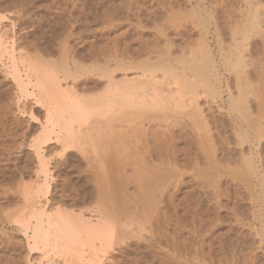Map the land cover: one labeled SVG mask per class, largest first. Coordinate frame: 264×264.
Listing matches in <instances>:
<instances>
[{
	"label": "bare ground",
	"instance_id": "6f19581e",
	"mask_svg": "<svg viewBox=\"0 0 264 264\" xmlns=\"http://www.w3.org/2000/svg\"><path fill=\"white\" fill-rule=\"evenodd\" d=\"M186 1L190 4L187 15L195 17L201 28L197 46H189L187 55L184 47L179 49L178 55H170L167 51L171 40L168 38L165 41L167 51L158 52L152 60L147 54L142 59L126 61L123 57H115L118 54L112 51L107 55L109 59L97 61L98 64L95 59L101 56L96 53L95 58L96 55L91 53L94 46H88L92 55L89 51L85 53L92 60L85 65L79 59H84L87 54L67 50L61 39L56 40L58 58H52L55 54L52 48L56 45L50 44V38L53 35V39H59L53 29L48 32L49 37L39 32L32 38L25 31L16 37L8 33L6 36L4 30L0 32L1 69L12 78L10 86L12 84L17 99L13 100L9 93L12 89L8 86L1 89L0 94L7 95L6 101L12 98L15 103L12 104L25 114L21 117L25 124L18 131L20 155H13L15 161L2 150L6 154H0L3 155L2 162H6L3 166L12 168L0 170L3 173L8 169L11 174L16 171L19 178L22 208L15 212L25 210L17 213V218L12 216L13 223L17 224L16 231L25 237L28 250L39 251L34 257L38 259L36 262L54 253L66 256L73 264H105L102 254L111 243L119 244L127 236L142 238L143 230L150 235L152 221L158 228L159 223L166 221L156 220L168 204H173L172 198L183 184L181 166L186 163H193L194 177L199 179L198 185L202 183L200 186L207 183L206 187H218L224 172L249 192L258 185L263 195L260 204L263 214L257 234L264 238V66L252 58L256 51L252 47L256 46L252 36L260 37L258 40L264 45V4L262 0H243L244 8L237 10L240 18H235L232 27L229 25L231 49L224 51L216 39L217 61L207 40L214 18L213 10L210 11L211 1L208 4L196 0L194 5L191 0ZM216 22L214 18L212 27L218 34ZM64 24L60 28L65 29ZM188 38L189 34L182 32L183 43H188ZM152 52L145 51L144 54ZM114 53L117 55L112 56ZM221 68L234 74V90L230 89L226 79L224 81ZM81 72H88L90 76L79 78ZM223 92L225 97L221 95ZM31 100L38 105L40 114L28 106ZM2 102L0 100L1 105ZM171 113L186 117L175 122L180 126L175 133L168 127L154 132V128L150 130L143 124L144 120H167ZM231 136L237 139L235 145L239 148L229 145L234 144L229 141ZM226 139L227 145L219 146ZM179 143H183L184 148H178ZM76 147L81 153L78 156L71 150ZM74 168L83 174L67 181L62 177L61 182L56 179L64 173L75 175ZM29 176L32 180L26 182L24 178ZM69 187L72 193L67 194L66 199H59V193V198L53 194L49 196L52 189L55 194ZM5 192L2 193L6 195ZM211 194L217 195V192ZM86 209L88 216L84 213ZM6 212L5 216L9 214ZM164 215L162 217L166 219ZM219 244L220 251H224L227 246L222 248L221 242ZM86 248L87 256L84 254ZM52 258L42 263L53 264L56 259L53 261ZM83 258L85 262H82Z\"/></svg>",
	"mask_w": 264,
	"mask_h": 264
},
{
	"label": "rangeland",
	"instance_id": "374dc122",
	"mask_svg": "<svg viewBox=\"0 0 264 264\" xmlns=\"http://www.w3.org/2000/svg\"><path fill=\"white\" fill-rule=\"evenodd\" d=\"M203 1L209 4V0ZM210 1V11L213 10L212 13L217 21L216 23L219 27V32L218 34H216L213 31L212 26L214 24V18L211 19V23L209 26L210 30L207 34V40L209 41L210 48L214 53L215 60L218 61L217 50L219 48H217L216 39L219 41V46L224 51L231 49L232 40L229 36V27H232L231 24H233L235 18H240L237 10L239 7L244 8L245 3L243 0ZM237 1L239 3H237ZM175 2L174 0H0V16H2V19L0 18V32L4 30L6 32V36L10 34L11 36L16 37L18 33L22 34L25 31L27 36L29 35V38H32L33 35L36 36L35 34L39 32L41 33V35L43 33V35L47 34L44 36L49 37L51 34H49L48 32L51 33L50 30L53 29L55 34L53 32L52 33L56 36L57 34L58 36H60H57V38L59 39H53L55 38L53 37V35L52 38H50V44L56 45L52 48L55 52L52 58L55 57V59L58 58L57 50L59 48L56 40H58L59 42L61 39L62 43L65 44L63 46H65L67 50H77L80 51V53L84 52L83 54H87L85 53L86 51H89L90 53V51L93 49L91 52L92 54L96 55L97 53L98 57H102H99V60V58H97V55H93L95 58H97L95 59V62L98 64L104 59H109L107 55L112 54L114 51L118 54V56H115L116 53H114V55L112 56H115L117 58L123 57V60L126 61L131 59L139 60L144 58L147 54L151 55L150 60H152L155 58V55H157L158 52L167 51L165 47V41L168 40V38H170L171 41H169L170 47L167 52L172 56L178 55L180 48L184 47L183 49L189 50V46L193 48L197 46L198 33L200 32L201 28L197 24L198 22L196 21L195 17L194 19L193 17H191L192 15H187L188 13L186 12V10L190 8V4H188L186 0H177L178 5ZM191 2L194 5L196 0H191ZM235 2L238 4V6ZM262 4H264V0H262ZM63 8H66V10H64ZM57 11L59 13H57ZM22 13L24 16L22 15ZM227 14L230 16L228 20ZM47 18L51 20V22ZM21 19H23V21ZM10 24L12 26H10ZM62 24L65 25V29L62 28ZM5 26H7V28ZM45 26H47L48 29H46ZM50 26L51 29H49ZM60 26L62 27L60 28ZM35 27L39 28L40 30L36 29ZM44 28L45 31H42ZM55 28H57L58 31H60V28L61 32H57ZM17 29H19L20 31ZM178 31H181L179 32L180 34L178 33ZM182 32H187L189 34L190 39L188 38L186 40L188 43H183V40L181 39ZM252 37L256 40V48L254 47V45L252 46L253 50L256 49V51L254 50V52L252 53V58L254 60L256 59L258 62L261 61L262 65L264 66V45L261 43V40H258L261 39L260 37H257L256 35ZM72 42L74 45L72 44ZM77 42L80 43L79 46L75 45ZM88 46L94 47H91V49ZM150 50H153L151 54H144L145 51ZM187 50L186 55L188 53ZM229 52L231 53V50ZM30 53L32 54L34 52L31 50ZM88 56L89 54H87L84 59H79L80 62H83L84 64L86 63L85 65H89L92 58H88ZM109 57L111 58V56ZM249 68L251 67H247V69ZM220 71H223V69L221 68ZM4 73L5 71L1 69L0 64V92L1 89L3 90L8 86L9 89H12L9 91L10 95L13 97V100H16L17 95L13 94L12 92V84L10 86V83H12V78L8 74ZM223 73L224 81L226 79L231 86L230 89L234 90V74L229 71H223ZM89 74L90 73L88 72H81L79 78L90 76ZM221 95L225 97L226 93L223 92L221 93ZM6 96L7 95H5L4 97L2 96V93L0 94L1 102H6V104L5 102H2V105L0 103V154L6 155L8 153L10 154L9 157L11 156V158L13 157V155L14 157H19L20 153L18 151L21 149L18 147L20 141L19 132L23 124H25L21 120L23 117H25V114H22L20 110L16 108L12 98H8L6 101ZM12 102L14 104H12ZM7 103H9L10 105ZM30 105L34 113L36 111L37 114H40L38 105L36 106V104L32 100L30 101V104L28 106L30 107ZM213 105L214 103H211V107ZM3 106L6 107L4 108ZM9 107L11 108L9 109ZM182 116L184 117V115ZM182 116L173 114L167 120L155 119L149 122H146L144 120L145 123L143 121V124L145 126H148L150 130H153L154 128V132H157V130H165L164 128L168 127L173 131V133H175L180 127L175 122H177V120H180L181 118L183 119ZM185 118L186 117H184V119ZM182 119L180 121L184 120ZM226 128L229 129L228 126H226ZM227 134L229 136L231 135L229 131ZM236 140V138L234 140L231 136L229 141H233L234 144H228L231 146H236ZM221 142L219 143V146H225L227 145L228 139ZM169 143H171L170 139ZM16 146L17 150L15 149ZM177 146L178 148H184L183 143H179ZM236 147L239 148L238 145ZM2 150L6 151V154ZM71 150L77 156L81 154L80 149L77 147ZM3 155L0 156V158L2 157V159H0V169H2L3 167L11 169V166H3V164L6 163L5 161L4 163L2 162ZM181 155L180 157H182ZM14 157L13 159H15ZM82 161L80 162L84 165ZM76 164L78 165V162ZM83 167L85 169V166ZM193 167V163H186L185 165L181 166V170L182 172H184L180 176L181 178H183V184L180 186L179 191L175 192L174 197L172 198L173 204H168L166 206L167 208L163 209L164 212H160L159 219H155L159 222L161 221V219H164L163 221L166 220V223H159L161 225H159L160 228H158L155 227L156 225H154V222L152 221L153 224L151 223L150 225L151 236L149 235L148 231L146 232L143 230L144 236L142 238L139 237L140 239L136 236L134 237L133 235H131L133 237H124V241H120L119 244L118 242L111 243L105 248L106 250L102 254L104 263L106 262L105 264H225L226 262V264H264V238H260V236L257 234V231L259 232L260 229V215L263 214L260 207L261 198L263 197V195L260 192V188L258 187V185L254 186V188L251 190V193L247 191V189H245L240 182L233 181L232 178L224 172V175L221 176V182L218 184V187L211 185H208L206 187L207 183L205 186H200L202 183H199L198 185V182H196L199 179L194 177L196 174L193 170ZM75 168V175L71 174L70 176L64 173L56 179L59 182L63 180L67 181L70 178L76 179L83 173L76 172L82 167H77L79 168L77 170ZM8 169H4L3 173L2 170H0V186L3 187H0V217L2 216V219H0V264H13L14 262V264H43L42 262L45 263L47 259H51L53 256V261L56 259V262L54 261L53 264H56L57 262H60L59 264H73V262L68 260L66 256L64 257L62 255V258V256L60 257V255L58 256L54 253H49L46 259H40V263L36 262L38 261V259L35 258L37 257L39 251L28 250L29 247L25 237L21 234V232L16 231L17 224L15 222L13 223L14 218H17V213H20L24 208L20 212H15L17 211V209L20 210L22 208L20 206L22 193L21 188L18 186L19 178L16 177V171L14 172L15 176H13L14 174H11L10 170ZM84 169L82 168V171ZM221 169H223L224 171V168ZM61 177L63 180H59L61 179ZM30 179L32 180V177L30 176L24 178L26 182ZM3 189L7 190V193ZM52 190L50 191L49 196L53 194L56 198H59V195H61V198L59 199H66L68 198L67 194L70 195L72 193L70 187L64 188L62 193L58 190L54 194V190ZM1 191L3 193L5 192L6 195H4ZM14 191L17 192L15 193V195ZM10 192L12 196L10 195ZM215 192H217V195L211 194ZM66 195L67 197H65ZM213 195H215L216 197ZM42 199L43 198L41 196V200ZM8 205H10V208L8 207ZM4 206L8 208H5ZM7 209L10 215L8 214L5 216L4 213L7 211ZM87 211L88 209H86L84 212L86 216H88L87 214L89 213H87ZM163 214H165L164 217H166V219L162 217ZM152 226H154L155 229H153ZM166 237L170 238L171 240L167 239ZM130 242L131 244H128ZM220 242L222 244V248H224V246H227L223 249L224 251H220ZM230 242L233 245H231ZM143 245L145 247H143ZM84 254L85 256H87V248L85 249ZM59 257L62 259L60 260ZM64 259L65 261L62 262V260ZM82 260H84L82 262H85L84 258ZM30 261L32 262L30 263Z\"/></svg>",
	"mask_w": 264,
	"mask_h": 264
}]
</instances>
